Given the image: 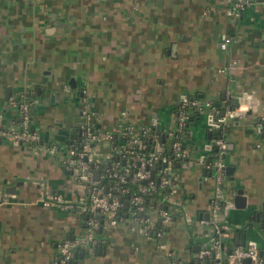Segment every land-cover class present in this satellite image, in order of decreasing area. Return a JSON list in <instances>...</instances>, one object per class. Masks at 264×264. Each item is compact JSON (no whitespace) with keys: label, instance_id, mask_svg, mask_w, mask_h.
<instances>
[{"label":"crops","instance_id":"1","mask_svg":"<svg viewBox=\"0 0 264 264\" xmlns=\"http://www.w3.org/2000/svg\"><path fill=\"white\" fill-rule=\"evenodd\" d=\"M229 7V0H0V128L18 124L11 97L33 98L31 123L42 144L63 148L77 136L81 96L101 114L100 133L116 129L123 109L137 123L155 116L164 124L182 94L211 102L189 120L191 154L176 163L180 210L173 206L163 234L170 255L134 229L128 214L113 225L104 221L76 264H199L197 246L210 239L209 224L199 219L208 217L215 178L188 161L205 150L210 116L227 104L241 114L225 133V161L234 169L223 192L242 188L246 205L226 193L219 218L232 231L226 240L246 232L264 251V137L248 124L264 116V0L237 15ZM220 32L233 38L226 49ZM10 139L0 135V264H54L59 243L86 232V215L43 206L44 186L76 204L82 187L57 155Z\"/></svg>","mask_w":264,"mask_h":264},{"label":"built area","instance_id":"2","mask_svg":"<svg viewBox=\"0 0 264 264\" xmlns=\"http://www.w3.org/2000/svg\"><path fill=\"white\" fill-rule=\"evenodd\" d=\"M253 1L229 0L230 13L237 15ZM232 40L229 34H224L219 43L220 48L226 49ZM227 67L224 66L222 70ZM10 100L18 109L19 121L17 125L1 127L0 135L9 136L14 145H26L36 150L47 149L57 155L82 187L80 203L76 204L63 194L44 186L41 199L43 206L57 205L86 215V232L64 238L58 245L54 264H70L76 248L95 245L94 234L103 226L104 221L113 225L124 218V199L128 200L127 208H130L129 218L134 222L133 228L153 237L156 245L170 255L163 234L164 226L173 218L169 205L177 207L176 211L180 210L173 199L177 192L176 163L190 157L191 150L184 143L189 120L204 107L210 106V101L182 94L171 112L170 122L164 124L155 116L147 123H137L123 109L118 113L116 129L108 128L100 133L101 114L86 97L81 96V122L77 134L80 146L69 144L63 148L54 142L42 144L40 131L31 123L33 98L11 97ZM238 112V108L227 104L222 114L210 116L211 133L215 134L210 137L205 150L199 151L193 158L194 162L209 170L215 178L208 217L199 219V222L209 224L210 234L209 241L197 252L199 264H242L244 258H249V264H264V254H260L257 240L247 237L243 244L226 240L232 237V231L219 218L223 199L222 183L226 177L225 156L228 152L224 134L229 121ZM157 123H161L158 133L155 131ZM161 134L164 135L163 140ZM104 142H107L109 148L101 150L100 146ZM99 150L104 153L97 156ZM210 155L212 158L208 159ZM95 169L98 170L97 177L94 175ZM128 178L134 183L135 189L125 197V192H130L125 185ZM174 263L182 264L179 261Z\"/></svg>","mask_w":264,"mask_h":264},{"label":"water","instance_id":"3","mask_svg":"<svg viewBox=\"0 0 264 264\" xmlns=\"http://www.w3.org/2000/svg\"><path fill=\"white\" fill-rule=\"evenodd\" d=\"M174 48H175V45L173 44V45L171 46V48L168 49V51H169V52H174ZM6 97H8V96L6 95ZM222 113H223V109L220 110V112H218V113L216 114V116H217L218 114H222ZM249 113H250V112H249ZM240 114H241V112L239 111V112L235 115L234 118H236V117L239 116ZM262 117H263V116L253 118V121H252L253 123H250V121H248V124H250V126H251V132H252V133H254V132H260V133L262 134L261 136L264 137V119H263ZM160 127H161V123H157L156 126H155V131H156L157 133L160 132ZM74 132H76L77 134H79V129H78V128H73V130H72V134H73ZM208 137L210 138L211 135L209 134ZM161 138H162V140L164 139V135H163V134H161ZM230 148H231V145L229 144V145H228V149H230ZM90 164L92 165V163H90ZM233 169H234V166H233V165H228V164H226L225 175H226V176H229V179H230V180H233V176H232ZM208 174H210V173L208 172ZM94 175H95V177H97V175H98V170H97V169L94 170ZM106 188H107V187H106ZM224 188H225L224 191H225L226 193H228V194L235 193V195H234V197H233V201H234V203H236L237 206H239V207H244V206L246 205V196L243 194V189H242V188H237L236 190L229 188V186H225ZM227 190H228V191H227ZM226 193L223 192V197L225 196ZM121 199H123V198H121ZM225 199H226V198H225ZM235 201H239V202L237 203V202H235ZM123 203H124V208H127V206H128V200H127V199H124V200H123ZM228 204H229V202H228L227 200H225V202L223 203V205H228ZM204 217H207V213H204ZM255 217H256L257 220L259 219V215H258V213L255 214ZM260 217H261V218H260V220H259V222H258V228L262 229L263 232H264V213H262ZM252 218H253V217H252ZM251 225H252V224H251ZM101 229H102V226H100V230H101ZM245 239H246V232L237 233V234L235 235V241H234V243H235V244H243V243L245 242ZM197 247H198V248H197V252H198V249H199L201 246L198 245ZM91 250L95 251L94 248L91 249ZM88 251H89V250H85L84 247L82 246L80 252H74V254H73V259L71 260L70 264H76V263H77V261H76V256L80 257V256H82L84 253H86V252H88ZM97 252H99V246H98V248H97ZM263 253H264V252H263V249H260V254H263ZM194 257H196L195 262H196V263H199L198 253L194 254ZM242 264H249V258H244Z\"/></svg>","mask_w":264,"mask_h":264},{"label":"trees","instance_id":"4","mask_svg":"<svg viewBox=\"0 0 264 264\" xmlns=\"http://www.w3.org/2000/svg\"><path fill=\"white\" fill-rule=\"evenodd\" d=\"M232 106H234V105H232ZM175 107V104L173 105V108ZM195 115V114H194ZM193 117V116H192ZM226 131H227V127H226V130H225V133H226ZM215 134V132L213 133V135ZM212 135V136H213ZM225 135V134H224ZM211 136V137H212ZM184 143H186V142H184ZM68 144H73V146H75V147H78V146H80V142H79V137L78 136H76L75 138H72V139H69L68 140ZM111 144H112V142H111ZM109 147L108 146H103V147H101L100 146V149L101 150H106V149H108ZM213 151H214V149H213ZM210 158H212V155H210L209 157H208V159H210ZM105 181H107V178H105ZM125 185H126V187L127 188H129V190H130V192H125V194H124V196L125 197H127L128 196V194L129 193H131V192H133L134 191V189H135V185H134V183L130 180V178H128L127 179V181L125 182ZM122 209H123V211H122V214L123 215H128L129 214V211H130V208H124V206L122 205ZM250 224H252V223H250ZM242 228L244 229L245 228V225L244 226H242ZM264 252V251H263ZM264 254V253H263Z\"/></svg>","mask_w":264,"mask_h":264},{"label":"rangeland","instance_id":"5","mask_svg":"<svg viewBox=\"0 0 264 264\" xmlns=\"http://www.w3.org/2000/svg\"><path fill=\"white\" fill-rule=\"evenodd\" d=\"M224 34H229V33H228V32H223V33L220 32V33H219L220 41L222 40V37H223ZM220 41H219V42H220ZM178 97H179V96H178ZM149 120H150V119L147 118L146 121H144L143 123H147ZM170 120H171V115H170L169 118H166L165 122H166V123H169ZM103 153H104V152H102V151L99 150V153L97 154V156H100V155H102ZM188 162L190 163V164L188 163L189 165L192 164V166H194V167L197 166V165L194 164L195 162H193V161H192V162H191V161H188ZM184 163H186V162H183V164H184ZM223 182H224V181H223ZM169 208H170L171 211L174 210V209H173L174 207H173L172 205H169Z\"/></svg>","mask_w":264,"mask_h":264}]
</instances>
